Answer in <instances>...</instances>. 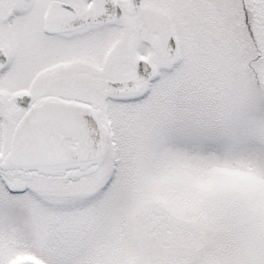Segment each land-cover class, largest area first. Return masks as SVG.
<instances>
[{
  "label": "snow or ice",
  "instance_id": "6c2138e0",
  "mask_svg": "<svg viewBox=\"0 0 264 264\" xmlns=\"http://www.w3.org/2000/svg\"><path fill=\"white\" fill-rule=\"evenodd\" d=\"M0 264H264V0H0Z\"/></svg>",
  "mask_w": 264,
  "mask_h": 264
}]
</instances>
